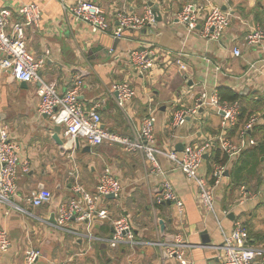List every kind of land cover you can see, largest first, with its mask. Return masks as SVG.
Here are the masks:
<instances>
[{
  "label": "crops",
  "instance_id": "crops-1",
  "mask_svg": "<svg viewBox=\"0 0 264 264\" xmlns=\"http://www.w3.org/2000/svg\"><path fill=\"white\" fill-rule=\"evenodd\" d=\"M92 1L106 12L113 26L117 11L142 15L147 7L159 11L161 20L155 19L153 26L126 30L121 38L113 39L107 33H92L86 24L65 17L60 0H0V7L19 2L41 6L39 26L25 30L28 50L35 57L45 58L39 70L41 82H54L58 93H63L76 70H86L79 101L86 108L99 105L98 113L105 129L133 138L139 133L143 119L153 117L155 154L165 177L184 204V221L177 223L173 205L156 202L161 194L162 177L149 172L141 154L125 152L118 144L91 146L79 140V147L70 156L69 151H64L52 139L57 125L49 116L37 112L36 89L40 82L14 81L1 70L0 120L9 124L10 137L20 148L17 192L11 200L24 212L11 211L9 216H4L0 207V227L5 228L10 241L0 264H22L28 249L39 251L35 264H40V260L51 264L66 259L77 264H178L162 257L159 248L152 245L158 231L177 229L190 245L187 255L193 264H221L217 246L222 242L223 232L230 233L235 221L248 226L249 243L264 245V218L261 219L264 192L255 200L239 203V188L232 178H245V171L250 168L237 171V165L242 164L237 159L239 155L220 165L227 175H223L214 189L216 217L201 208L194 183L180 170L173 169L166 157L168 150L180 153L185 145H200L219 133L220 115L212 108L201 109L197 117L187 119L181 127L171 125V114L177 104L191 106L201 91L211 93L220 86L226 87L239 95L236 101L242 108L250 114L258 113L262 117L259 122H264V39L255 46L245 42L250 29L264 31V0ZM189 2L226 7L230 22L218 42L206 41L198 28L189 31L176 21V14ZM254 17L260 21L255 22ZM150 44L169 53L168 65L163 71L153 69L151 73L141 74L130 64L129 53ZM233 47L240 50L239 57L232 55ZM178 51L183 53L184 70L176 62ZM5 57L0 51V61ZM121 81H128L134 90L124 110L117 107L111 94L112 85ZM238 132L239 129L236 132L229 129L228 137L237 142ZM58 137L63 141L62 128ZM211 155L208 153L199 169L207 179L216 166ZM24 165H27L26 171ZM106 168L119 180L121 190L116 197H105L100 203V207L109 211V219L93 224L94 239L48 227L46 221L53 222L57 204L66 202L72 195L69 172L76 169L83 187L95 193L98 178ZM258 179H264L263 157L249 183H255L256 189H264L263 183H257ZM40 190L50 192L53 201L32 206L27 199ZM123 215L131 223L137 244L110 248L104 239L112 233V220ZM68 226L84 231L83 225L69 223ZM204 232L209 239L207 243L201 239Z\"/></svg>",
  "mask_w": 264,
  "mask_h": 264
},
{
  "label": "built area",
  "instance_id": "built-area-1",
  "mask_svg": "<svg viewBox=\"0 0 264 264\" xmlns=\"http://www.w3.org/2000/svg\"><path fill=\"white\" fill-rule=\"evenodd\" d=\"M62 3L63 15L71 17L75 22L86 24L95 34L107 33L113 39H119L126 30H139L155 24V15L149 7L142 15H136L125 11L115 13V25L108 20L106 12L92 0H76L74 3ZM42 17V8L37 3L19 2L13 5L0 7V51L6 54L0 61V71H6L9 77L18 82H40L36 89L38 97L37 112L39 115L49 116L55 125L62 128L64 151L69 155L74 152L75 139L83 140L88 145L94 146L102 143L118 144L125 152L141 154L147 169L154 175L162 177L160 183L161 194L156 202L169 201L173 205V214L177 223L182 224L185 218L184 204L173 189L170 181L165 177L155 154L154 145V119H143L140 131L133 138L121 136L105 129L101 124L98 113L99 105L95 104L86 108L80 101V91L85 86L84 77L86 70L77 69L68 88L63 93H58L54 82H41L39 70L42 68L44 56L35 57L26 46L25 30L39 26ZM230 13L222 10L215 4L205 6L198 3H186L176 14V21L184 25L187 30L198 28L200 36L206 41L218 42L230 22ZM264 39V31L260 28H252L245 37L249 46H255ZM169 53L165 49L150 44L144 48L131 50L129 62L139 73L159 70L163 71L168 65ZM232 55L239 57L240 50L232 48ZM176 62L181 70L184 63L181 61L183 53H176ZM220 67H217L219 70ZM111 94L119 109L124 110L126 104L134 96V90L128 81L115 82L111 88ZM203 108H212L220 115V131L217 135L208 137L200 145H185L178 153L171 149L166 152V157L173 169L180 170L186 179L197 188L198 203L207 213L216 217L214 189L219 185L224 168L216 165L211 176L207 179L199 172L204 160V154L219 148L228 158H236L247 147L255 145V140L247 136V132L255 126L259 120L258 113H252L243 123L238 132V141L228 137V130L233 127L240 114L238 101L221 100L217 90L211 93L201 91L191 106L181 104L175 107L171 114V125L181 127L187 119L195 118ZM19 145L10 137L9 124L0 120V207L3 215L9 216L11 211L24 212L11 199L17 192V165L19 161ZM26 171L27 165H24ZM71 177V197L63 203L57 204L54 211V221L46 224L51 229L59 232H69L82 235L90 240L91 230L96 221L109 219V211L100 207L103 198L113 194L116 197L121 185L119 180L106 168L98 178L95 193L87 191L80 182L77 170L69 172ZM264 180V179H263ZM259 192L250 191L246 186L239 187V203L257 198ZM106 199V198H105ZM51 193L40 190L27 199L32 206L51 204ZM69 223L83 225L81 233L76 228H70ZM112 233L104 241L110 248L120 245H134V230L126 215L113 219L111 222ZM156 245L162 257L167 256L178 264H193L188 258L189 244L180 229L172 232L158 231L157 239L152 243ZM10 246L7 231L0 227V257ZM217 249L220 252L221 264H264V245L248 242V234L242 222L235 221L230 233L223 232L222 242ZM39 257V251L28 249L25 252L22 264H35ZM51 264H75L74 260L66 259Z\"/></svg>",
  "mask_w": 264,
  "mask_h": 264
},
{
  "label": "trees",
  "instance_id": "trees-1",
  "mask_svg": "<svg viewBox=\"0 0 264 264\" xmlns=\"http://www.w3.org/2000/svg\"><path fill=\"white\" fill-rule=\"evenodd\" d=\"M254 20H255V22L260 21V19H258V17H254ZM217 92H218V96L221 100L234 101V100H238V98H239V95L237 93H235L234 91H231L230 89L223 87V86L218 87ZM251 114H250V112H247L244 107L243 108L241 107L240 108V114L238 116V120H237L236 124L233 127H231L230 129H234V132H236V130H238L242 127L243 123L248 119V117ZM261 118L262 117H260L258 122L255 124V126L251 129V131L249 133V137L252 139H255V145L248 148V149H245L237 157V159L242 163L240 166L237 165V171L238 172H240V170L244 169L245 167L247 168V166L250 167L248 170L246 169V171H245V173H246L245 178L239 179L238 176H237V178H235L233 176L232 182H234V184L237 188H239V186L241 185L242 182L249 183L250 181L253 180L255 173L257 172V167L260 163V158L261 157L264 158V122H259L261 120ZM211 153H212L211 161L215 165L218 164V165L223 166L229 161L228 156L226 154H224L219 148L213 149L212 151H210L209 154H211ZM243 179L249 180V181H244ZM257 183H261V180L258 179Z\"/></svg>",
  "mask_w": 264,
  "mask_h": 264
},
{
  "label": "water",
  "instance_id": "water-1",
  "mask_svg": "<svg viewBox=\"0 0 264 264\" xmlns=\"http://www.w3.org/2000/svg\"><path fill=\"white\" fill-rule=\"evenodd\" d=\"M221 8H222V10H225V9H226V7H224V6H221ZM153 13H154V15H155V19H156V21H160V20H161L160 12L157 11V10H153ZM22 83H24V82H22ZM60 129H61V127L58 126V125L55 127V129H54V134H53V136H52V139L55 141L56 144L62 146V145H63V141L58 137L59 132H60ZM75 147H76V148L79 147V140H78V139H75ZM176 150L181 151L182 149H181V148H180V149H179V148H176ZM207 155H208V154H204L203 158L205 159V158L207 157ZM223 175L226 176V175H227V171L224 170ZM106 197H107V198H114V195H113V194H110V195H107ZM166 203H167V204H170L169 201H166ZM232 215H233V214L230 213L228 216L231 217ZM53 221H54V219H53ZM162 229H163V228H162V226H161V227H160V230H162ZM201 239H202V242H203V243H207V242H209V239H208V237H207V235H206L205 232L202 233V235H201ZM166 257H167V256H166Z\"/></svg>",
  "mask_w": 264,
  "mask_h": 264
},
{
  "label": "rangeland",
  "instance_id": "rangeland-1",
  "mask_svg": "<svg viewBox=\"0 0 264 264\" xmlns=\"http://www.w3.org/2000/svg\"><path fill=\"white\" fill-rule=\"evenodd\" d=\"M82 141H83V140H82ZM84 142H85V141H84ZM261 183L264 184V180L261 179ZM245 186H246L250 191H253V192H256V190L259 191V192H260V193H259V196L263 195L264 189L261 188L263 191H262L261 189H260V190H259V189H256V188H255V183H253V184H252V183H248V184L245 185ZM248 186H249V187H248ZM238 193H239V191H238ZM253 200H255V199H253ZM263 210H264V209H263ZM263 218H264V214L261 216V219H263ZM242 224L244 225V222H242ZM244 227H245V228H246V227L248 228L247 225H244ZM247 228H246V229H247ZM74 263L77 264V262H74ZM40 264H43V261L40 260Z\"/></svg>",
  "mask_w": 264,
  "mask_h": 264
}]
</instances>
